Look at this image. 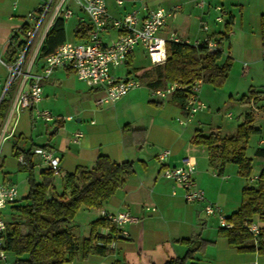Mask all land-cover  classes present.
<instances>
[{"label":"crops","instance_id":"crops-1","mask_svg":"<svg viewBox=\"0 0 264 264\" xmlns=\"http://www.w3.org/2000/svg\"><path fill=\"white\" fill-rule=\"evenodd\" d=\"M47 2L48 0H22V6L25 8L28 5L26 9L30 11L38 10ZM217 2L220 0H210L202 8L195 0L198 13L196 14L197 24L190 22V17H187L186 25L168 21L159 30L158 36L168 39L172 34H176L191 40L202 36L203 32L199 29L200 24L203 20L212 19L211 16L215 11L213 5ZM107 5L110 13L115 17H122L125 13L136 9L141 19L150 10L159 7L150 5L148 0H123L121 5L116 0H107ZM22 6H12L11 0H0V58L8 61H12L18 54L19 36L15 35V31H18L25 21L22 19L25 17ZM78 8V19L73 22L75 25L73 36L69 37L66 30L67 40H81L75 36V29L79 22L89 19V16L79 6ZM74 12L73 10L72 16ZM230 16L234 17V14L231 12ZM211 30L213 32L223 31L218 26ZM119 34V29L109 26L102 33V39L108 44ZM137 54L145 56L147 61L140 65H133ZM44 63L45 57L40 58L35 63L33 71L39 72ZM147 65L156 64L149 50L142 44H138L123 65L111 66V72L120 77L136 76L134 68ZM1 67L4 66L0 64ZM247 70L245 71L242 65L243 74L247 73ZM0 75L2 76L1 73ZM3 78L2 76V80ZM229 79L230 76L222 90L228 86ZM41 84L43 98L37 106L50 110L57 119L45 122L36 116L35 108L22 109L14 113L9 123V131L13 129V132L0 142V165L5 159L1 152L2 144L17 135V129L23 118H28L30 123L32 144L19 147L28 149L32 146V148L50 146L60 156L64 174L74 172L80 166L94 165L100 154H105L116 162L132 160L135 163V172L127 176L125 185L107 199L101 208L83 206L85 208L83 210H88L89 213L94 211V216H91L86 224L75 220L74 231L78 236H88L92 221L102 216V211L111 214L129 211L138 216L139 220L124 224L128 234L113 240L110 244L114 248L113 253L105 256L91 254L83 258L80 252L74 260L65 264H112L115 259H123L130 264H164L172 257L184 255L188 250V244L183 239L196 234H201L205 239L212 241L203 252L196 255L195 262L198 264H251L253 261L264 264V253L240 252L233 248L228 238L219 232L218 214L207 215L205 213L204 205L207 202L217 203L222 208L225 186L229 185L233 189L236 183L234 184L233 181L226 183L215 178V176L224 174L228 165L221 169V173L213 171L212 175L210 174L212 163L207 146L194 141L197 133L204 134L203 129L200 128L202 120H195L196 116L192 120L191 117L189 122L193 123L192 126H180L186 124L180 122V117L186 113L174 95L162 100L151 94V88L141 85L129 90L113 103L98 105L96 101L103 94L102 88L91 86L85 80L80 79L70 67L56 68L50 76L41 80ZM250 86L249 89H264L255 87L256 85L252 83ZM201 93L200 98L202 99L203 92ZM8 113L7 110L3 115L0 111V129ZM229 114L228 116L232 117V113ZM242 115L241 117H247L245 114ZM254 125L258 127L256 123ZM125 126L142 129L144 135L139 133L137 141H133L131 132L124 130ZM53 128H56V131L51 133ZM76 131L82 132L77 140H75ZM34 136L38 139L35 140ZM143 138L144 141H141ZM260 142L264 145V139ZM165 149L170 150L169 165H180L187 158L195 161L194 177L206 192L204 201L188 202L184 197L182 185L163 175L164 164L159 161L158 155ZM11 150L16 154L15 144L11 146ZM16 155L18 157L19 154ZM34 162L35 169L40 167V172L46 167L39 155L34 154ZM229 168L235 170L234 167ZM228 177L229 174L222 175V178L226 180ZM3 180L8 181V178L4 176L1 181ZM9 180L14 181L12 178ZM238 182L237 197L224 203V208L228 212H234L240 206L241 199L238 198V189H243L246 181ZM258 224L264 226L263 222ZM99 230L108 232L106 227H100Z\"/></svg>","mask_w":264,"mask_h":264},{"label":"trees","instance_id":"trees-1","mask_svg":"<svg viewBox=\"0 0 264 264\" xmlns=\"http://www.w3.org/2000/svg\"><path fill=\"white\" fill-rule=\"evenodd\" d=\"M230 16L228 24L232 22ZM23 27L28 28L27 23ZM91 30L90 19L78 23L75 36L83 41L88 40ZM221 40L229 38V33L222 31ZM261 38L264 46V13L261 15ZM67 40L66 19L59 17L48 31L39 50L38 58H44L55 51ZM166 60L156 65L134 68V72L142 85L149 88L165 87L178 79L191 83L198 78L203 82L223 85L232 69V55L224 56L220 50L211 51L206 46H196L185 40H168L166 44ZM14 61V59L12 60ZM15 86L12 85L2 100L0 111L4 115L10 106V96ZM181 107L186 95L173 94ZM243 101L254 102L264 109V89H250L242 97ZM263 102V103H262ZM262 103V104H261ZM251 114L241 122L235 132L222 135L219 131L209 134L197 133L195 143L207 146L210 162H220L221 169L228 162L238 164V173L250 182L242 189L239 208L227 216L233 227L220 226V234L226 236L229 244L240 252L257 251L264 253V226L258 236L248 230L246 225L254 221L256 216L264 220V163L263 168L251 183L254 157L247 155L250 135L261 129L250 123ZM130 131L133 141L144 130L125 126ZM144 141V138L141 140ZM16 154L23 153L27 160L24 167L29 169V190L26 196L10 205L4 212L8 228L4 236V248L13 256L12 264H65L74 260L81 252L83 258L91 254L105 256L114 252L110 246L118 238V229L105 216L92 221L88 236L79 237L75 216L78 210L101 208L103 203L126 183L127 176L135 172L132 160L113 161L109 156L100 154L92 166H80L74 172L64 175L55 174L50 167H44L40 178L35 176L34 148L22 149L15 143ZM255 156L264 160V145L255 149ZM252 180V181H251ZM112 227L109 232H102L100 227ZM188 244L187 252L182 256L168 259L164 264H198L196 255L203 252L212 241L201 234L183 239ZM112 264H130L123 259H115Z\"/></svg>","mask_w":264,"mask_h":264},{"label":"built area","instance_id":"built-area-1","mask_svg":"<svg viewBox=\"0 0 264 264\" xmlns=\"http://www.w3.org/2000/svg\"><path fill=\"white\" fill-rule=\"evenodd\" d=\"M75 2L88 16L91 22V30L88 40L74 41L66 40L54 52L45 57V63L39 72L33 71L39 50L44 39L53 24L59 17L65 19L73 14V8L70 2ZM122 4L123 0H116ZM210 0H197V5L205 7ZM180 7V6H178ZM216 11L215 21L217 23L224 20L228 11L224 4L217 2L213 5ZM176 9H166L158 7L152 9L141 19L136 9L125 13L122 17L113 16L108 8L107 0H56L55 4L49 2L47 6H42L36 10L37 14L31 13L24 23L28 28L21 27L15 31L19 36L22 31L25 35L24 40L17 44L18 54L14 61H8L0 58V64L8 71L4 82L0 75V105L7 95L8 89L15 85L8 116L0 129V142L8 138L13 129L9 131V123L12 115L22 109L35 108L36 116L45 122H52L57 119L48 109L39 108L37 105L43 98V86L41 80L50 76L56 68L70 67L76 75L85 80L91 86L102 88L103 94L97 99L98 105L115 102L121 96L131 89L140 87L142 84L138 77L128 75L124 77L117 76L111 72V66L118 67L123 65L129 55L134 51L138 44L146 47L155 64L166 60V44L168 40L192 43L196 46H206L211 51L220 50L224 53L222 47V33L213 32L209 23L203 20L200 24V30L203 35L193 40L182 38L172 34L168 39L158 36V32L163 28L172 16H175ZM34 23V24H33ZM109 26L119 29L120 34L110 43H104L102 33ZM14 41V37L11 39ZM243 69H248V63L244 62ZM203 79L198 78L191 83L184 82L182 79L168 83L165 87L151 88V94L162 100L175 93H184L187 97L182 106L187 118L190 119L195 113L207 107L206 103L200 98V91L203 85ZM231 115V114H229ZM181 123H186L180 119ZM82 135L81 131L75 132V140ZM34 154L39 155L44 161L46 167H50L55 174L64 175L61 158L55 151L47 145L36 146ZM169 149L163 150L159 155V161L164 164L162 173L166 178L173 179L184 188V197L188 202L204 201L206 192L194 177L196 163L191 158L185 159L180 165H169ZM21 165H27V160L23 153L18 155ZM257 179L258 175L252 177ZM19 199V187L14 181H0V257L8 260L7 251L4 248V236L8 228V222L4 214L5 210ZM154 208V207H153ZM204 211L207 215L218 214L220 226L230 228L233 223L227 219L222 208L214 202H207L204 205ZM102 216L107 217L112 225L118 229V236H126L128 231L124 224L128 222H137L138 216L129 211H121L116 214L102 211ZM248 230L253 236L261 233V226L255 221L246 223ZM108 227L107 231H111ZM10 264V262H8ZM251 264H258L257 261Z\"/></svg>","mask_w":264,"mask_h":264},{"label":"rangeland","instance_id":"rangeland-1","mask_svg":"<svg viewBox=\"0 0 264 264\" xmlns=\"http://www.w3.org/2000/svg\"><path fill=\"white\" fill-rule=\"evenodd\" d=\"M49 2L55 4L56 0H48L45 4L47 6ZM150 5L164 7L166 9H176L175 16H172L169 21H174V23H179L186 25L188 23L187 17L191 19L190 22L197 24L196 14L197 10L195 8V0H148ZM224 4V7L228 11V14L225 15L222 22L217 23L215 21L216 11H213L211 16L212 19H209L210 29L213 27H220L223 31L229 33V38H224L222 41V47L224 49V56L231 54L233 58V65L230 71V79L228 86L222 90V87L225 85H214L211 82H204L201 87V92H203L202 100L207 103L208 108L203 111H198L192 116L195 120H202L200 128L203 129L204 134H209L212 131H219L222 135L230 134L237 129V126L246 120L242 114L250 113L252 115L250 123L258 125L261 131L253 132L250 135L247 146V155L254 157L253 168L251 177L259 175L262 168L264 160L260 157L255 156V149L257 146L262 145L260 140L264 139V109L259 108L256 104L252 102H246L242 100L244 94L249 92L250 84L256 85L255 87L264 88V51L262 46L261 38V15L264 13V0H220ZM11 5L22 6L19 0H11ZM70 6L73 8L74 15L66 20V30L69 37L73 36V30L75 28L74 21L78 19V5L71 1ZM178 6H181L179 8ZM23 7V6H22ZM28 5L23 9L24 16L22 19L28 18L31 13L37 14L36 9L31 10L26 9ZM158 8V7H157ZM20 10V9H19ZM234 14L232 22L228 24L227 22L230 19V13ZM184 16V17H183ZM189 22V23H190ZM173 23V22H172ZM34 24V23H33ZM25 35L22 31L19 32L18 39L20 41L24 40ZM19 41V42H20ZM40 58L36 59V62ZM147 61L146 57L142 54H137L133 60V65H140ZM244 62L248 63L247 73L242 72V65ZM0 73L4 77L8 75V71L5 67L0 68ZM2 80V83L4 82ZM15 86V85H14ZM14 90L11 91L13 93ZM202 94V93H201ZM263 103V102H262ZM261 103V104H262ZM232 113V117L228 116L229 113ZM180 118L186 121V124L180 125L183 127L192 126L193 123L189 122L186 114H183ZM178 123V122H175ZM31 127L28 122V118H23L17 129V135L11 139L4 141L2 144V155L5 156L2 165H0V181L5 176L9 179L12 178L19 187V197L22 198L27 195L29 190V169L22 166L19 163L17 155L11 150L13 144L17 146L25 147L32 144V139L30 135ZM37 140V136L33 137ZM213 165V167H212ZM210 167V174L212 175L213 171L220 172L221 165L220 162L212 164ZM226 168V174H229L228 179L222 178V175L215 176L216 179L220 181H225L226 183L234 182V188L231 189L229 185L225 186L224 194L222 198V208L224 209L225 215H229L231 212L226 211L224 208V203L227 200H232L237 197V185L239 186L238 181H246L245 186L250 182L244 176H241L238 173V164L234 162H228ZM234 167V171L232 168ZM212 170V171H211ZM221 173V172H220ZM35 176L37 179L40 178V167L35 169ZM252 181V180H251ZM251 183H256L253 181ZM242 188L238 189V198L241 199ZM84 207L78 210L75 220L81 224H86L87 220L91 216H94V211L89 213L88 210H83ZM232 210V209H229ZM89 213V214H87ZM219 218V217H218ZM254 221L257 223H264L259 216L254 218ZM220 225V223H219ZM89 229V225H88ZM81 237V236H79ZM9 257L8 260H4L0 257V264H12L13 256L7 254Z\"/></svg>","mask_w":264,"mask_h":264},{"label":"water","instance_id":"water-1","mask_svg":"<svg viewBox=\"0 0 264 264\" xmlns=\"http://www.w3.org/2000/svg\"><path fill=\"white\" fill-rule=\"evenodd\" d=\"M54 131H56V128H53V129L51 130V133L54 132Z\"/></svg>","mask_w":264,"mask_h":264}]
</instances>
